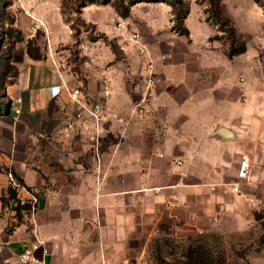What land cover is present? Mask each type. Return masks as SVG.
<instances>
[{"label": "crops", "instance_id": "0c3cea01", "mask_svg": "<svg viewBox=\"0 0 264 264\" xmlns=\"http://www.w3.org/2000/svg\"><path fill=\"white\" fill-rule=\"evenodd\" d=\"M172 11L158 4L144 12L162 82L143 116L133 113L116 63L86 69L84 80L55 64L63 56L14 51L19 72L3 99L9 113L0 114V264H21L36 238L49 249L48 264L147 263L151 240L165 230L223 232L257 209L250 200L264 198V62L250 47L230 57L194 5L184 20L190 34L175 32ZM127 55V73L138 78L147 58ZM105 76L108 106L123 123L109 114L97 152L86 135L65 131L77 106L62 85L82 83L99 100ZM244 155L247 179L238 175ZM11 174L24 182L16 187L21 200L37 198L21 220L2 201Z\"/></svg>", "mask_w": 264, "mask_h": 264}, {"label": "rangeland", "instance_id": "374dc122", "mask_svg": "<svg viewBox=\"0 0 264 264\" xmlns=\"http://www.w3.org/2000/svg\"><path fill=\"white\" fill-rule=\"evenodd\" d=\"M85 1L89 0H0V96L17 77L14 51L19 49L35 58L46 52L63 56L65 67L84 80L86 69H108L116 63L121 72L118 81L133 97V86L141 82V77L132 82L127 73V52H137L130 36L138 32L148 47L152 45L144 12L150 6L171 5L174 0H112L109 4L99 0L82 7ZM187 1L215 27L211 40L221 49L240 54L241 49L250 47L264 62V0ZM127 5L131 13L123 17L117 7L121 12ZM174 24L173 15L171 26ZM146 262L264 264V209L250 207L248 221L237 225L231 220L223 232L177 237L165 230L151 240Z\"/></svg>", "mask_w": 264, "mask_h": 264}, {"label": "built area", "instance_id": "2783aa9c", "mask_svg": "<svg viewBox=\"0 0 264 264\" xmlns=\"http://www.w3.org/2000/svg\"><path fill=\"white\" fill-rule=\"evenodd\" d=\"M130 43L139 51L142 57H146L145 73H140L139 77L141 82H136L133 86V113L139 116L145 115L148 106L151 105L157 94V87L162 82V77L156 68L153 55L142 40L141 35L138 32H134L130 36ZM55 64H59L60 67L66 66L64 60H54ZM137 78H132V82H135ZM244 80V79H243ZM63 88L69 93L70 97L74 100L77 109L73 114V117L66 122L65 131L70 132L75 130L79 134L86 135L91 141V146L99 152V147L102 144V138L105 137L106 123L109 120V114L112 113L108 106V99L112 96L113 89L111 79L104 77L101 80V93L102 98L99 100L93 99L89 96L83 88V84H77L75 87H70L66 83H63ZM61 91V86H57L54 94H58ZM21 101V98L18 99ZM20 109H17L19 112ZM110 111V112H109ZM120 123L123 121L120 119L117 113H112ZM178 163H182L178 159ZM251 167L250 158L248 155H244L238 175L240 178H249V168ZM11 183L14 187H21V184L11 174ZM235 191H239V187H234ZM31 204V211H34L37 207V198H32L28 201ZM252 206L258 210L264 209V198H252L250 200ZM22 203L24 201L22 200ZM42 250L43 255L39 256L37 252ZM49 249L46 247L45 242L40 238L29 242L21 253L19 254V260L21 264H48L45 255L48 254ZM135 264H146L145 262H136Z\"/></svg>", "mask_w": 264, "mask_h": 264}, {"label": "trees", "instance_id": "16d2710c", "mask_svg": "<svg viewBox=\"0 0 264 264\" xmlns=\"http://www.w3.org/2000/svg\"><path fill=\"white\" fill-rule=\"evenodd\" d=\"M99 2V0H89V1H85L82 4V7H86L90 4H94ZM112 0H102L101 3L102 4H109L111 3ZM173 7V15H174V21L175 24L172 27V29L181 34V35H189V29L187 28V26L185 25V18L187 17V15L190 12V3L187 0H174L173 2L170 3ZM119 8L117 7V12L123 16V17H128L131 13V6H125L124 7V11H121ZM246 49L243 48L240 50V53L244 52ZM237 53L235 52H229V56L232 57L233 55H236ZM11 84V83H10ZM7 96V88L5 89V91L3 92V94H1L0 96V114H3L4 112H7L10 110V106L9 103L4 104L3 99ZM2 170V165L0 163V171ZM15 177V176H14ZM15 179L21 184V186H23L24 182L21 179H18L15 177ZM2 201L4 205H10L12 204L13 209H15L18 218L21 220L23 217V213L27 212L29 213L31 211V204L29 202H24L22 203V200L18 197V192H17V188L14 186H10L8 189V196L3 195L2 196ZM12 228H9V230H11Z\"/></svg>", "mask_w": 264, "mask_h": 264}, {"label": "water", "instance_id": "95a60500", "mask_svg": "<svg viewBox=\"0 0 264 264\" xmlns=\"http://www.w3.org/2000/svg\"><path fill=\"white\" fill-rule=\"evenodd\" d=\"M8 113H9V111H8Z\"/></svg>", "mask_w": 264, "mask_h": 264}]
</instances>
